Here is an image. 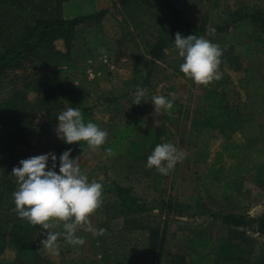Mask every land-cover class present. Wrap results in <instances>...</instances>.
Masks as SVG:
<instances>
[{"label": "rangeland", "instance_id": "obj_1", "mask_svg": "<svg viewBox=\"0 0 264 264\" xmlns=\"http://www.w3.org/2000/svg\"><path fill=\"white\" fill-rule=\"evenodd\" d=\"M100 11H105L101 21L88 20L76 27L67 58L61 54L62 42L57 41L53 52L59 53L58 66L39 69L52 74L54 89L32 86L27 70L10 71L0 83V103L11 121L7 131L0 129V186L8 180L18 190L12 169L21 160L50 152L57 157L59 173V157L69 149L70 158L80 157L81 171L89 182L103 186L102 205L90 220L106 233L93 235L78 228L76 235L85 243L71 245L61 236L57 255L40 244L45 238L40 226L34 237V258L39 260L34 264H142L152 234L165 233L169 251L186 253L188 240L200 231L202 237L210 234L217 245L227 241L232 245L229 255L213 252L215 264H264V237L252 228H221L205 212L251 218L264 213V182L256 173L264 168V34L258 22L247 17L259 12L264 20V0H127L124 4L121 0H0V48L10 33L29 26L33 16L75 19ZM225 24L228 30L212 32ZM177 32L203 36L219 45L221 79L197 85L181 72L184 61L174 46ZM159 38L168 41L161 58L153 61L149 51ZM138 87L147 92L136 105ZM207 87L228 106L226 130L238 146V161L253 169L250 174L223 179L221 184L228 181L225 194L218 185L206 183L208 165L225 144L222 134L216 130L209 136L189 138L192 117L200 110L199 98ZM70 95L78 97L90 118L108 133L103 147L114 142L125 126L136 129L124 142L125 150L117 146L113 156H106L101 146L93 151L87 144L74 148L59 140L57 117L75 103ZM156 95L181 108L154 116L151 99ZM163 143L184 152L168 175L147 167L148 156ZM229 165L232 162L226 159L224 175H229ZM114 184L130 188L148 209L127 216ZM9 207H15L13 194L7 207L0 204V222L8 228L12 224ZM47 231L63 232V223ZM0 264H21L9 238L0 241Z\"/></svg>", "mask_w": 264, "mask_h": 264}, {"label": "trees", "instance_id": "obj_2", "mask_svg": "<svg viewBox=\"0 0 264 264\" xmlns=\"http://www.w3.org/2000/svg\"><path fill=\"white\" fill-rule=\"evenodd\" d=\"M48 1V0H46ZM58 3L68 2L71 0H56ZM127 0H121L124 4ZM105 11H100L93 15L84 16L75 19H62L55 17H41L33 16L32 23L29 26L20 27L14 33H10L12 36H8L4 44L0 48V83L8 76V72L16 70H27L30 73V79H32V86L39 87V90L48 91L54 89L57 85L51 83L50 79L52 74L39 73L40 68L50 69L58 66L56 55L58 52H53L55 42L61 41L64 48L63 57H68L71 49V42L76 27L85 21L94 20L99 22L102 20ZM253 21H257L259 28L264 34V20L259 12H255L247 15ZM3 23H1V28ZM229 26L217 27L212 32L218 33L228 30ZM2 36V34H1ZM0 36V40H1ZM166 39L159 38L157 42L152 46L149 51V56L153 61L159 60L162 56V52L167 44ZM261 41V40H260ZM264 41H262L263 43ZM54 62H56L54 64ZM52 63L54 65H52ZM154 64V63H152ZM47 72V70H46ZM39 73V74H38ZM70 99L75 103L71 106L73 108H79L83 113L84 122H92L98 126V123L90 118L89 111L78 101V97L70 95ZM54 100V99H53ZM200 110L195 113L191 120V130L189 138L198 139L202 135L209 136L213 131H219L222 134L225 144L219 151L214 153L211 163L208 165L207 186L218 185V189L222 194L227 191L228 181L221 184L223 179H229L233 176H237L241 173L250 174L253 169L248 166H244L242 162L238 161V153H235L238 146L231 142L230 132L227 131V118H228V106L227 104L216 94V92L209 87L206 88L204 93L199 98ZM181 108V105L173 101V108L170 111H164L165 113H173ZM8 109L0 103V129L8 130V126L11 123L10 119L6 116ZM6 119H5V118ZM99 127V126H98ZM136 129H130L127 125L123 131H119L115 134L116 140L110 143L107 147L101 146L103 149L112 148L118 146V149L125 150L124 142L134 135ZM137 131V130H136ZM195 131V132H194ZM196 132H199L195 135ZM160 136V134H159ZM159 136L156 140H158ZM87 143L81 141L74 143L71 146L74 148H82ZM134 147L133 144L130 145ZM226 159L231 160L232 165L228 166L229 175H224L223 163ZM262 182H264V168L256 172ZM206 179V180H207ZM7 181L2 182L0 186V204L7 207L11 203V194H13V185ZM114 191L117 198L120 200V208L127 214L132 216L134 214L145 212L148 208L143 201H140L137 197L131 194V189L125 186L114 184ZM157 190L156 185L153 187ZM11 208L9 220L11 226L3 227L1 223L0 241L4 242L7 238L13 243L16 251L17 261L21 264H34L36 259L34 258V237L37 236L40 231V226L32 225L27 220H21L18 218L16 212ZM213 220L219 222V226L226 229L238 230L243 228H252L256 234L264 237V213L258 217L251 218L247 215L233 214V213H220L212 212L205 209ZM2 227L7 229L3 231ZM219 227V228H220ZM203 232L200 231L196 236L190 238L187 243L186 253H173L168 249V242H166V235L163 233L161 236L152 234L149 241L147 255L144 258L142 264H215L213 252L221 254H230L232 245L227 241L220 245L213 243L210 234H206L202 237ZM220 240L219 238L217 241ZM236 247V246H235ZM37 257V256H36Z\"/></svg>", "mask_w": 264, "mask_h": 264}, {"label": "clouds", "instance_id": "obj_3", "mask_svg": "<svg viewBox=\"0 0 264 264\" xmlns=\"http://www.w3.org/2000/svg\"><path fill=\"white\" fill-rule=\"evenodd\" d=\"M175 49L183 58L181 72L195 84L207 86L222 78L219 72L222 50L219 45L203 36H182L175 34ZM147 89L137 88L134 104H141ZM174 95V94H173ZM153 115L159 117L163 111L173 108V101L161 95L153 96ZM55 129L57 138L72 145L84 141L93 151L104 145L108 133L96 124H85L79 108L68 107L58 115ZM156 121L155 123H157ZM106 156H113L114 150L108 148ZM71 149L59 157V173L56 171L57 157L54 153L29 157L21 160L19 166L12 169L18 190L13 192L14 212L18 218L32 225L41 226V235L45 238L40 244L47 251L58 255V238L63 236L71 245H83L85 239L77 236L78 228L93 235H104L106 229L92 226L90 217L102 205L103 186L98 182H89L80 168V157L70 158ZM184 152L174 144L163 143L155 146L147 158V167L155 168L160 174L168 175L175 165L182 161ZM51 161V167H49ZM63 223V232L47 231Z\"/></svg>", "mask_w": 264, "mask_h": 264}]
</instances>
